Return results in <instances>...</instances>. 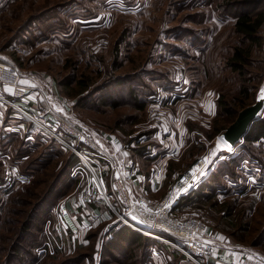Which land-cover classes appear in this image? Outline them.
<instances>
[{
  "label": "rangeland",
  "instance_id": "rangeland-1",
  "mask_svg": "<svg viewBox=\"0 0 264 264\" xmlns=\"http://www.w3.org/2000/svg\"><path fill=\"white\" fill-rule=\"evenodd\" d=\"M245 13H264V0H0V58L36 92L34 115H64L59 103L105 141L87 161L117 213L116 165L104 148L151 204L192 182L202 158L173 214L201 220L217 246L264 260V140L225 152L218 138L264 95V24L256 43L244 41L235 21ZM236 48L250 51L240 73L230 60ZM0 123V264H140L141 246L108 247L125 224L80 159L13 110ZM148 238V255L153 247L158 256L146 264H185Z\"/></svg>",
  "mask_w": 264,
  "mask_h": 264
},
{
  "label": "built area",
  "instance_id": "built-area-1",
  "mask_svg": "<svg viewBox=\"0 0 264 264\" xmlns=\"http://www.w3.org/2000/svg\"><path fill=\"white\" fill-rule=\"evenodd\" d=\"M20 78L19 70L15 66L0 60V115L7 110L19 113L41 131L71 150L82 164L85 161L90 165L87 161V159L90 160L89 155L95 156V153L101 149L95 138L87 132V129L76 125L66 113L48 117L47 113L41 112L39 116L34 115V110L30 106L37 102L34 95L36 92L21 85ZM203 163L205 161L200 158L194 170L198 171ZM92 167L90 165V168H86L93 174L98 191L104 195L109 208L122 218L123 223L136 232L151 237L168 248L171 247L186 262L191 264H264L263 258L255 253H242L236 259H223L217 255V241L212 237H205L206 228L201 220L192 216L178 217L173 214V204L177 198L181 197L183 188L190 180L184 178L175 183L168 189L163 199L151 204L142 197L132 201L129 191L124 187L121 179L116 177L112 185L118 207L120 206V212L117 213L115 205L109 202L103 184ZM192 179L194 183L196 179L194 177ZM195 186L194 184L193 187ZM58 210L67 230L70 233H77L79 226L70 216L67 203L60 202ZM131 216L138 221H133ZM154 230H160L164 234L158 232L155 234Z\"/></svg>",
  "mask_w": 264,
  "mask_h": 264
},
{
  "label": "trees",
  "instance_id": "trees-1",
  "mask_svg": "<svg viewBox=\"0 0 264 264\" xmlns=\"http://www.w3.org/2000/svg\"><path fill=\"white\" fill-rule=\"evenodd\" d=\"M263 24L264 13H260L254 17L250 14L245 13L243 15L237 16V19L235 21V31L241 36L244 41H249L251 44H253L256 43L257 33L262 28ZM249 54L250 51L248 49L242 50L236 48L234 50L233 55L230 59L234 71H238L240 73V69H242L240 67L244 65L245 60L249 56ZM237 62L239 64H237ZM137 106L139 107V109L143 108V104H137ZM242 139L244 141H249L252 143L259 140H264V119L260 118L254 121ZM201 188L202 186H200L199 190L207 189V187L204 189ZM181 197L182 198H180L179 201L183 199V196ZM179 201H177L173 207H177ZM123 242L127 243V245H129L130 247H133L134 245L141 246L142 251L139 256V259L141 261L140 264L148 263L149 259L147 257L150 249L149 247L151 246L150 238L140 235L138 232L130 229L125 225H119L112 229L111 237L109 238L107 244L109 248H115L117 251H119L121 250V243L123 244ZM27 255H29V252H27Z\"/></svg>",
  "mask_w": 264,
  "mask_h": 264
},
{
  "label": "water",
  "instance_id": "water-1",
  "mask_svg": "<svg viewBox=\"0 0 264 264\" xmlns=\"http://www.w3.org/2000/svg\"><path fill=\"white\" fill-rule=\"evenodd\" d=\"M261 96L262 94L257 95L252 104L238 111L234 121L220 133V139L223 140L227 146L233 148L237 143H239L249 130L251 124L260 118L261 113L264 111V99H261ZM193 181L194 180L192 179V182H189L183 188L181 196H183L187 190L193 188ZM178 199L179 198L176 199L173 205L176 204Z\"/></svg>",
  "mask_w": 264,
  "mask_h": 264
},
{
  "label": "crops",
  "instance_id": "crops-1",
  "mask_svg": "<svg viewBox=\"0 0 264 264\" xmlns=\"http://www.w3.org/2000/svg\"><path fill=\"white\" fill-rule=\"evenodd\" d=\"M0 60L4 61L1 58H0ZM21 84H23V86H27L28 85V83H27L25 78H24V80L22 79ZM34 95H35V93H34ZM31 106H33V105H31ZM31 106H30V108H31ZM55 107H56V111L57 112L58 111L59 112L62 111V112L67 113L65 108L61 104L57 103ZM98 138H96V140L100 143L101 148H103L102 146L103 145L105 146V144L103 142H105V141L103 139H101V138H99V139ZM104 149H105L104 151H106V155L109 156V158L112 160V162L115 163V165H116V167H115L116 168V173H115L116 177H119L121 179L123 185H125V187L127 188V190L130 193L131 200L134 201L133 199H136L137 196L134 195L136 193H135V187L133 186V183L128 179V175L126 174V171H124L122 169V167L119 165L118 160L116 159V157L114 155L110 154L109 151L106 148H104ZM165 156H166V154H164V157ZM150 181H152V180H150ZM152 187H154V184L151 186V188ZM159 188H161V185L158 183L156 189L158 190ZM220 245H222V247L221 246H217V255L221 256L223 259H236V258L240 257V255L242 254V249H240L239 246H228V245H224L222 243H220ZM151 249H152V254L150 256L148 255L147 258L149 259V261H150V259H152V263H154L155 260H156L155 257L158 256V253L155 251V249H153V247ZM149 261H148V263H149ZM184 263L187 264L188 262L184 261ZM188 264H191V263H188Z\"/></svg>",
  "mask_w": 264,
  "mask_h": 264
},
{
  "label": "bare ground",
  "instance_id": "bare-ground-1",
  "mask_svg": "<svg viewBox=\"0 0 264 264\" xmlns=\"http://www.w3.org/2000/svg\"><path fill=\"white\" fill-rule=\"evenodd\" d=\"M219 139H220V137H218ZM219 139H217V140H219ZM221 141V150H223V151H225V152H231L230 150L232 149L231 147H229V146H227L224 142H223V140H219V142ZM83 164L87 167V168H90V165H88L85 161L83 162ZM200 172H201V170H200V168L198 169V171H196V172H194L193 174H192V176L193 177H199L200 176Z\"/></svg>",
  "mask_w": 264,
  "mask_h": 264
},
{
  "label": "snow or ice",
  "instance_id": "snow-or-ice-1",
  "mask_svg": "<svg viewBox=\"0 0 264 264\" xmlns=\"http://www.w3.org/2000/svg\"><path fill=\"white\" fill-rule=\"evenodd\" d=\"M261 99H264V95L261 96Z\"/></svg>",
  "mask_w": 264,
  "mask_h": 264
}]
</instances>
